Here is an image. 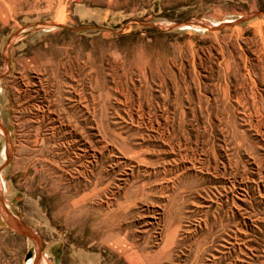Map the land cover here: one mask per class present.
Returning a JSON list of instances; mask_svg holds the SVG:
<instances>
[{"label": "rangeland", "instance_id": "obj_1", "mask_svg": "<svg viewBox=\"0 0 264 264\" xmlns=\"http://www.w3.org/2000/svg\"><path fill=\"white\" fill-rule=\"evenodd\" d=\"M263 14L0 0V202L34 264H264Z\"/></svg>", "mask_w": 264, "mask_h": 264}, {"label": "crops", "instance_id": "obj_2", "mask_svg": "<svg viewBox=\"0 0 264 264\" xmlns=\"http://www.w3.org/2000/svg\"><path fill=\"white\" fill-rule=\"evenodd\" d=\"M1 186L4 181L1 180ZM0 243L7 259V264H34L39 261L42 249H39V234L29 228L9 206L1 207L0 202ZM8 211V213H7ZM31 234H29L28 230ZM47 256V255H46ZM44 254V257H46Z\"/></svg>", "mask_w": 264, "mask_h": 264}, {"label": "bare ground", "instance_id": "obj_3", "mask_svg": "<svg viewBox=\"0 0 264 264\" xmlns=\"http://www.w3.org/2000/svg\"><path fill=\"white\" fill-rule=\"evenodd\" d=\"M186 27H192V25H186ZM7 153V152H6Z\"/></svg>", "mask_w": 264, "mask_h": 264}, {"label": "water", "instance_id": "obj_4", "mask_svg": "<svg viewBox=\"0 0 264 264\" xmlns=\"http://www.w3.org/2000/svg\"><path fill=\"white\" fill-rule=\"evenodd\" d=\"M264 15V14H263ZM183 27V26H182ZM201 28H206V26L204 27V26H200ZM180 28V27H179Z\"/></svg>", "mask_w": 264, "mask_h": 264}]
</instances>
